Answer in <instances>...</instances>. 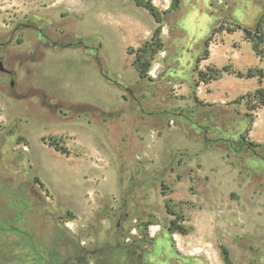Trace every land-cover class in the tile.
Returning a JSON list of instances; mask_svg holds the SVG:
<instances>
[{"label": "rangeland", "instance_id": "obj_1", "mask_svg": "<svg viewBox=\"0 0 264 264\" xmlns=\"http://www.w3.org/2000/svg\"><path fill=\"white\" fill-rule=\"evenodd\" d=\"M136 1L0 0V264H264V0Z\"/></svg>", "mask_w": 264, "mask_h": 264}, {"label": "trees", "instance_id": "obj_2", "mask_svg": "<svg viewBox=\"0 0 264 264\" xmlns=\"http://www.w3.org/2000/svg\"><path fill=\"white\" fill-rule=\"evenodd\" d=\"M137 4H138V6H143L147 10H149V12L155 17L156 22L158 24H161L162 20L157 15L155 7L148 5V4H142L140 1H138ZM237 28L239 30H243L245 35H246V39L253 43V49H254V52L256 53V55L259 56L261 59H264V50L260 49V46L264 44V18L261 17L258 20L255 32H252L251 30H248V29H243L240 25H237ZM159 33H160V29H157L155 31V35H158ZM208 47H209V40L206 41V48H208ZM163 49H164V44L161 43L159 40H157L156 48L154 49L153 52L157 53L159 51H163ZM148 51L149 50H148V47L146 45L144 47L140 48L137 51V57L133 63V66L136 68L141 79H146L148 77V74H149L151 66H152L151 59L147 58V55H146L148 53ZM215 71H216V74L213 75L209 79L208 78L206 79L205 75L203 73H200V76L203 78L202 82L208 83L210 80H212V81L218 80L220 75L223 72H227V73L230 72L229 67H224L222 70H215ZM230 74H235L238 78H247V79L257 78L258 82L260 84L263 82V79H264L263 69H255V70L249 69L246 74L241 73V72H231ZM255 97L257 98L258 104L264 106V88L257 89L255 92ZM241 145L247 146V145H245V143L243 141L241 142ZM249 145L253 146V147H257V145H255L254 143H249ZM50 146L55 147L56 150H59V151L63 150V149L59 148L56 145V143H53V142L50 143ZM170 231L172 233L179 232L183 235H185L187 233L186 229L183 227L171 228ZM19 234L23 235L22 232H19ZM137 249H138V247L135 244H130V245H127L124 247L122 246L117 250H120V252L124 254V257L126 256V263H128V264H145L142 260V256L137 253ZM132 251L134 252V255L132 254ZM114 252H113V254H114ZM132 256H134V257H132ZM223 260H224L225 264H232V260L230 258L229 251L226 248H223ZM99 264H105V262H100ZM109 264H113V263L110 262Z\"/></svg>", "mask_w": 264, "mask_h": 264}, {"label": "water", "instance_id": "obj_3", "mask_svg": "<svg viewBox=\"0 0 264 264\" xmlns=\"http://www.w3.org/2000/svg\"><path fill=\"white\" fill-rule=\"evenodd\" d=\"M0 71H5V68H4V66H3V63H2V61H0Z\"/></svg>", "mask_w": 264, "mask_h": 264}, {"label": "flooded vegetation", "instance_id": "obj_4", "mask_svg": "<svg viewBox=\"0 0 264 264\" xmlns=\"http://www.w3.org/2000/svg\"><path fill=\"white\" fill-rule=\"evenodd\" d=\"M6 72V71H5Z\"/></svg>", "mask_w": 264, "mask_h": 264}]
</instances>
